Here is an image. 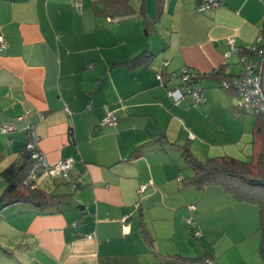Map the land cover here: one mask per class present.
<instances>
[{
    "label": "crops",
    "instance_id": "0c3cea01",
    "mask_svg": "<svg viewBox=\"0 0 264 264\" xmlns=\"http://www.w3.org/2000/svg\"><path fill=\"white\" fill-rule=\"evenodd\" d=\"M98 1L0 0V173L21 158L28 127L49 164L73 159L66 176L42 172L32 184L68 198L0 210V264H186L165 257L202 255L222 264L236 239L257 234V247L259 207L187 183L181 148L201 161L250 162L260 147L253 116L238 113L215 79L202 80L200 102H174L167 89L177 82L165 79L181 67L208 73L221 64L237 75L239 50L259 35L263 1L216 0L200 11L197 0H164L160 27L147 34L139 16L96 15ZM149 7L145 0L151 18ZM229 37L237 50L227 55ZM145 49L154 55L148 64H119ZM106 109L115 124H101ZM4 187L0 176V195Z\"/></svg>",
    "mask_w": 264,
    "mask_h": 264
},
{
    "label": "trees",
    "instance_id": "16d2710c",
    "mask_svg": "<svg viewBox=\"0 0 264 264\" xmlns=\"http://www.w3.org/2000/svg\"><path fill=\"white\" fill-rule=\"evenodd\" d=\"M262 1L264 3V0ZM97 3H94L96 15L109 17L115 21H119L129 15L139 16L147 31L149 24L154 25L158 21L164 7V0H157L155 15L150 18L145 11V0H141L140 6L137 9L129 4V0H99ZM198 4L199 0H197V7ZM259 34L263 38L262 44L258 46L256 51L249 49L251 45L248 48L240 49L238 53L239 59L241 56H251L256 58L259 63L262 62L264 59V20ZM153 58L154 55L145 49L132 59L119 64L132 70L137 66L148 64ZM186 69L188 74H190V78L187 82L188 84L196 83L202 88V80L210 78L215 79L217 81V86L236 100L234 109L237 110L238 113H249L253 116L254 133L259 141L260 147L255 159L250 162L229 157L209 158L205 161H201L193 154L188 144L185 143L181 145V148L184 162L192 171V175L186 178L187 183L198 189H203L207 185H216L230 194L236 201L256 204L259 207L260 241L258 253L264 264V186L256 182L264 178V118L257 112L248 108L247 105H239L237 103L239 97L238 92L235 88L231 87L230 83L233 78L239 76V73L237 75L227 74L225 71V64L217 66L208 73H201L191 70L188 67H186ZM173 75L176 77L175 80L177 82L179 69ZM167 80H169V77L166 78V81ZM32 163L33 160L30 157V153L25 149L24 145V152L21 158L10 164L0 173L1 178L5 182V187L0 195V210L9 204L17 202L32 204L37 207L55 205L58 204L61 199L63 200L69 197L70 193L65 195H54L34 187L32 185L34 178L31 177ZM142 233L146 235V231L142 230ZM206 257L208 256L202 255L196 258L167 256L165 258H171L186 264H206L204 262ZM210 259L212 260V258Z\"/></svg>",
    "mask_w": 264,
    "mask_h": 264
},
{
    "label": "built area",
    "instance_id": "2783aa9c",
    "mask_svg": "<svg viewBox=\"0 0 264 264\" xmlns=\"http://www.w3.org/2000/svg\"><path fill=\"white\" fill-rule=\"evenodd\" d=\"M216 3V0H199L198 9L200 11L208 10L212 8L213 5H215ZM262 42L263 38L259 34L256 37L254 43L249 47V49L256 51L258 46L261 45ZM227 43L230 47V50L227 55H229L230 52L237 50V48L234 46V39L232 37L227 38ZM5 46L6 45L4 40L0 37V50L3 49ZM239 60L242 64L241 71L239 72V76L233 78L230 83L231 87L235 88L238 92L239 97L237 99V103L239 105H247L248 108L252 109V111L257 112L264 118V90L263 86L261 90V88L257 85L260 76V63L257 61L256 58L251 56H241ZM157 78L160 81H164L160 73H157ZM189 78L190 74H188L186 67H181L179 69V75L177 78L176 86L170 87L167 91L168 96L174 102H178L184 96H191L195 102H200L204 100L203 91L200 85L196 83L188 84L187 82ZM169 79L175 80L176 77L173 75L169 77ZM116 121L117 116L115 115V113L106 109L101 124L113 125L116 123ZM2 131L5 132L6 128H3ZM28 132L29 137L25 143V149L30 153V157L33 160L31 177L34 178L38 173L42 172H55L66 176V171L68 170V168L71 167L73 159L67 158L57 163L49 164L45 159L44 155L39 151V138L36 135L34 128L28 127ZM78 183H82V178H78ZM76 186V182H72L70 184L71 188H74ZM146 186V184H142L141 188H145ZM189 209L193 210L194 206L190 205ZM192 221V215H189L185 218V222L189 225L192 223ZM194 233L198 234L199 231H194ZM87 236H90V234H88ZM204 262L206 264H214V262L210 258H205Z\"/></svg>",
    "mask_w": 264,
    "mask_h": 264
},
{
    "label": "rangeland",
    "instance_id": "374dc122",
    "mask_svg": "<svg viewBox=\"0 0 264 264\" xmlns=\"http://www.w3.org/2000/svg\"><path fill=\"white\" fill-rule=\"evenodd\" d=\"M151 4H152V7H151ZM149 5H150L149 8L151 9L150 11L155 13V11H156V8H155V11H154L155 0H148V6ZM197 9H198V7H197ZM140 21H142V20H140ZM157 23L158 22H156V24ZM151 25L149 24V26L147 27L148 30H151V28H150ZM159 25L160 24H157V27H160ZM143 33L147 34L146 27L143 28ZM163 64L165 65L166 63L163 62ZM211 89H213V88H211ZM216 89H217L216 91H220V92L224 93V91L221 88L220 89L216 88ZM247 116L251 117V119H252V115L251 114H249ZM233 226L235 228L236 225L234 224ZM194 231H199L198 229L193 230V234H194V236L199 235V233L195 234ZM229 234H230V236L232 238H237L238 237V233H235L234 231H231V229H229ZM239 236H240V233H239ZM255 238L257 239V234L251 235L245 241H244V239L240 240V241H236L237 240L236 239L234 241L235 242L234 247L231 248L232 251H230L228 253V255L225 256L222 259V264H263V262L261 260V257H260V255H259V253L257 251V247L259 245L258 244L259 242L257 241L258 245L256 247V245H255L256 244L255 243L256 240H251V239H255ZM210 246H211V244H210ZM206 258H209V257H206ZM197 264H199V263H197Z\"/></svg>",
    "mask_w": 264,
    "mask_h": 264
},
{
    "label": "water",
    "instance_id": "95a60500",
    "mask_svg": "<svg viewBox=\"0 0 264 264\" xmlns=\"http://www.w3.org/2000/svg\"><path fill=\"white\" fill-rule=\"evenodd\" d=\"M261 69H262V77H261ZM259 74H260V76H259V81H258L257 85L261 88V90H262V86H263V90H264V59L260 63ZM261 78H262V82H261ZM262 94H263V92H262ZM256 182L258 184L264 186V178L260 179V180H257Z\"/></svg>",
    "mask_w": 264,
    "mask_h": 264
},
{
    "label": "flooded vegetation",
    "instance_id": "af4514ba",
    "mask_svg": "<svg viewBox=\"0 0 264 264\" xmlns=\"http://www.w3.org/2000/svg\"><path fill=\"white\" fill-rule=\"evenodd\" d=\"M261 76H262V69H261Z\"/></svg>",
    "mask_w": 264,
    "mask_h": 264
}]
</instances>
